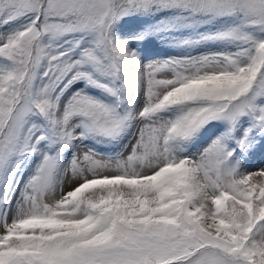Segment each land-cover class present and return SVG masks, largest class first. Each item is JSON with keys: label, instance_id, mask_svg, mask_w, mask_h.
Instances as JSON below:
<instances>
[{"label": "snow or ice", "instance_id": "1", "mask_svg": "<svg viewBox=\"0 0 264 264\" xmlns=\"http://www.w3.org/2000/svg\"><path fill=\"white\" fill-rule=\"evenodd\" d=\"M0 264H264V0H0Z\"/></svg>", "mask_w": 264, "mask_h": 264}, {"label": "rangeland", "instance_id": "2", "mask_svg": "<svg viewBox=\"0 0 264 264\" xmlns=\"http://www.w3.org/2000/svg\"><path fill=\"white\" fill-rule=\"evenodd\" d=\"M129 28L130 29L134 28V25H129ZM168 51L169 50H167L163 47H156L155 45H150L148 47V53L149 54L165 55V54H167ZM258 167H260V165L256 161H253V164L251 165L252 170L255 171V169H257ZM64 190L65 191L69 190V186L67 184L65 185Z\"/></svg>", "mask_w": 264, "mask_h": 264}, {"label": "bare ground", "instance_id": "3", "mask_svg": "<svg viewBox=\"0 0 264 264\" xmlns=\"http://www.w3.org/2000/svg\"><path fill=\"white\" fill-rule=\"evenodd\" d=\"M257 179H259V178L257 177Z\"/></svg>", "mask_w": 264, "mask_h": 264}]
</instances>
